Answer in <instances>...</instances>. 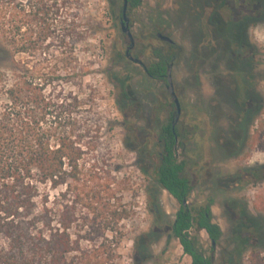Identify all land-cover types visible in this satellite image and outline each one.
Wrapping results in <instances>:
<instances>
[{
  "label": "trees",
  "instance_id": "obj_1",
  "mask_svg": "<svg viewBox=\"0 0 264 264\" xmlns=\"http://www.w3.org/2000/svg\"><path fill=\"white\" fill-rule=\"evenodd\" d=\"M222 10L235 22L239 80L252 81L243 101H251L253 120L263 114L264 97L255 86L259 48L250 30L264 20V0H221ZM104 28L84 0H0V264H122L127 222L135 213L123 190L132 179L123 172L127 160L103 138L119 121L109 109L94 111L95 87L85 82L94 61L83 58L89 46L81 47ZM183 52L177 41H161L155 50L159 61L151 63L150 72L164 73L166 63L181 59ZM110 78L121 82L118 72ZM64 81L88 89V97L66 89ZM157 128L154 176L181 203L174 234L191 264H213L197 232L204 229L212 243L225 240V232L210 203L195 211L184 204L192 191L185 161L176 154L170 122L157 121ZM124 142L135 150L128 139ZM263 179L264 164L238 178L245 184ZM258 198L253 211L244 202L236 205L234 236L228 239L238 257L252 250V264H264V195ZM154 201L158 212L157 195Z\"/></svg>",
  "mask_w": 264,
  "mask_h": 264
},
{
  "label": "rangeland",
  "instance_id": "obj_2",
  "mask_svg": "<svg viewBox=\"0 0 264 264\" xmlns=\"http://www.w3.org/2000/svg\"><path fill=\"white\" fill-rule=\"evenodd\" d=\"M84 2L96 24L102 22L105 26L81 43L82 48H90L83 58L94 61L85 82L95 87L94 111L102 114L109 109L112 118L119 121L103 138L114 142L120 158L127 160L123 172L132 179L123 190L125 202L135 213L127 222L129 236L124 242L122 264H191V256L173 231L181 203L154 176L158 157L152 154L159 148L156 122L167 116L162 108L166 84L148 77L139 65L129 66L121 57L128 44L118 20L123 0ZM218 4L220 0H142L130 11L131 29L145 61L151 56V43L159 41L151 36L157 27L183 47L184 54L174 65L173 78L183 104L180 123L192 126L182 132L187 137L182 138L186 146L181 144L178 150L192 185L188 206L195 211L210 203L214 221L221 225L227 238L213 248L204 229L197 236L206 255L213 256V264H252V250L247 249L238 257L237 252L231 253L234 244L228 239L234 236L231 213L236 205L244 202L253 211L260 201L258 195H264V179L255 184L238 180L247 168L264 164V108L263 114L253 120L252 114L243 110L241 93H247L240 92L238 83L242 69L241 56L232 41L235 22L223 10L214 18L207 17L211 8L218 9ZM250 37L259 48L254 63L255 86L264 97V20L251 27ZM126 69L132 73L128 81L123 73ZM112 72L120 73L125 82L112 81ZM63 85L84 99L88 97V89L78 90L66 81ZM248 117V127L242 130L243 120ZM230 120L235 125L239 122L235 131ZM125 139L135 150L127 147ZM155 195L159 198L158 212Z\"/></svg>",
  "mask_w": 264,
  "mask_h": 264
},
{
  "label": "flooded vegetation",
  "instance_id": "obj_3",
  "mask_svg": "<svg viewBox=\"0 0 264 264\" xmlns=\"http://www.w3.org/2000/svg\"><path fill=\"white\" fill-rule=\"evenodd\" d=\"M205 1L208 2V0H205ZM141 2H142V0H123V5H122V8L120 10V14L118 15V20H119V24L121 25L122 31H123V28L122 27H123L124 24H126V25L129 26V29L132 32L133 37H134V45L130 49V52H129L132 57L131 56H128L127 48L130 45V43H131V38H130V36L126 32L123 31V36L127 38L128 44L126 46L124 55H121V57L123 56V59H125L126 62H128L129 66L139 65V66L143 67L144 73L148 77H150L151 79L163 80L165 82L166 88H167V96H165L166 97V100H165V97H164V100L162 101V108L164 109V111L166 110L167 116H166V118H165L164 121H160V124H165V123L170 122L171 129H172V131L174 133V136H175V139H176V145H175L176 154L180 158V154L178 152L179 146L182 143L186 146V142H182V138L185 137V135H183L182 132L183 131L186 132V131L192 129V126L190 124H188L187 122H184L183 124L180 123L181 122V114H182V110H183V104H182V101H181L180 97H179V99H180V102H181V108H182V110H181V113H180L179 117L176 120V124L173 125V121L176 119V110H177V107H176V103L173 100V97L171 96V94L168 91V87H167V85H168L167 70H168L169 66L172 64V78H173V68H174V65L176 63V60H171L170 62H167L166 63V65H167L166 71L164 73H162V74L159 72V70H155L156 73L155 72L154 73H151L150 72L149 66L151 65V63L154 62V61H156V62L159 61V56L155 53V50L160 46L161 41H167V40H162L160 38L159 32H162V31L159 30L158 27L155 28L154 31H151V36L153 37V39L154 38L155 39L157 38L159 41H158V43H155V42H152L151 43V46H150L151 47V50H152L151 56H150L149 59H147V61H145V59H144L145 57H143L144 55H142L143 49L137 47L138 46V41L136 39V36H135L134 32L131 29L132 21H131V17H130V11L132 10V8L134 6L140 4ZM126 3H127V11H126V13H127V17H128V21L127 22H126V20L124 18V5ZM217 8H218L217 10H214V8H211L210 9V11L207 13L208 19L209 18L211 19L212 17L214 18V15L215 14L216 15L220 14L219 13L220 4L217 5ZM162 33H164V32H162ZM164 34H166V33H164ZM168 36H170V35H168ZM174 41L175 40L173 39L172 42L171 41H167V42L173 43ZM138 59L140 61H138ZM123 73L125 75L124 78L128 81L129 78L131 77L130 75L132 73L131 72H128L127 69L126 70H123ZM124 78L123 79L121 78V81L124 80ZM242 80L243 81H241V80L238 79V83L241 84L240 85V90H241L240 92H243V90L245 91V88H246L245 86H247V85L251 86V83H252V81L250 79L248 80L247 76L243 77ZM173 81H174V78H173ZM123 82H125V80ZM174 85H175V83H174ZM175 90H176V87H175ZM241 95H242V98H244L245 94L244 93L243 94L241 93ZM243 105H244L243 110H246V112H250L251 113V111H249V108H248V107H250V110H251V106H252L251 101L250 102H247V103L245 101H243ZM236 112L237 113H240L238 110H236ZM228 114L231 115V112L228 111ZM249 119L248 118H244V120H243V124L244 125H243V129L242 130H246V128L248 127V125H246V124H248ZM232 124L235 126V128H234V131H235V129H237L236 127H238L239 122H237L236 123L237 125H235V123H232V121H231V126L234 127ZM181 125H182V129L179 128V126H181ZM177 129L180 130V134L177 133ZM159 130H160V128H159ZM185 138H187V137H185ZM237 140H240V138L238 137Z\"/></svg>",
  "mask_w": 264,
  "mask_h": 264
},
{
  "label": "water",
  "instance_id": "obj_4",
  "mask_svg": "<svg viewBox=\"0 0 264 264\" xmlns=\"http://www.w3.org/2000/svg\"><path fill=\"white\" fill-rule=\"evenodd\" d=\"M126 11H127V3L124 5V18H125V20L127 22L128 21V17H127ZM122 28H123V31L126 32L130 36V38H131V43H130V45L127 48L128 56H131V54L129 52H130V49L134 45V37H133V34L130 31L128 25L124 24ZM159 36H160V38L162 40H167V41H171V42L173 41V39L170 36H168V35H166V34H164L162 32H159ZM138 61H140V60L138 59ZM167 79H168V85H167L168 91L171 94V96L173 97V100L176 103V107H177V110H176V119L173 121V125H175L176 124V120L179 117L182 108H181V102H180L179 96H178V94H177V92L175 90V85H174V81H173V78H172V64L169 66V68L167 70ZM184 204L185 205L188 204L187 199L184 200ZM213 244H215V241L214 240H213Z\"/></svg>",
  "mask_w": 264,
  "mask_h": 264
}]
</instances>
